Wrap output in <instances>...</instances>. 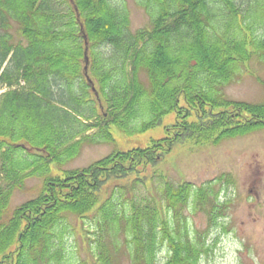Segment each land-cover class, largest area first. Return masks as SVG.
Masks as SVG:
<instances>
[{"label":"trees","instance_id":"obj_1","mask_svg":"<svg viewBox=\"0 0 264 264\" xmlns=\"http://www.w3.org/2000/svg\"><path fill=\"white\" fill-rule=\"evenodd\" d=\"M135 2L149 24L132 31L129 9L114 0H0V264H71L69 214L90 212L93 264H200L211 250L232 175L199 186L161 176L154 193L138 191L147 166L175 145L264 127V100L225 92L252 58L264 62V0ZM169 113L165 136L145 147L60 166L113 141L111 126L144 132ZM36 176L41 192L10 209ZM187 211L206 215L204 231Z\"/></svg>","mask_w":264,"mask_h":264},{"label":"rangeland","instance_id":"obj_2","mask_svg":"<svg viewBox=\"0 0 264 264\" xmlns=\"http://www.w3.org/2000/svg\"><path fill=\"white\" fill-rule=\"evenodd\" d=\"M114 1L124 3L129 9L132 31L148 26V16L135 0ZM259 32L264 34V29ZM225 92L236 100L263 101L264 62L252 58L244 66L241 79L227 86ZM174 120L175 114L169 113L157 126L133 134L111 126L113 141L85 145L78 156L60 166L62 169L83 168L113 151L145 147L152 139L165 136L166 128ZM51 168L53 173H58L60 167L53 162ZM146 172L151 179L146 186L141 185L138 192L143 194L154 193V185L160 184L161 176L176 184L191 182L199 186L222 174L232 175L234 184L225 192L226 217L220 220V226L208 231L211 250L200 264H264V127L217 144H177L158 162L149 164ZM25 183L22 189L14 191L10 209L36 197L43 188L44 177H29ZM186 214L192 228L206 229L207 217L203 212L187 211ZM93 215L94 212H90L81 218L69 214L66 246L71 264L94 262L89 250L93 240Z\"/></svg>","mask_w":264,"mask_h":264},{"label":"water","instance_id":"obj_3","mask_svg":"<svg viewBox=\"0 0 264 264\" xmlns=\"http://www.w3.org/2000/svg\"><path fill=\"white\" fill-rule=\"evenodd\" d=\"M85 62H86V64H85V74H86V76H87V80L89 81V82H91V80H90V78L88 77V74H87V69H88V56L86 55L85 56ZM94 89V88H93Z\"/></svg>","mask_w":264,"mask_h":264}]
</instances>
